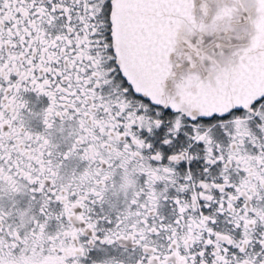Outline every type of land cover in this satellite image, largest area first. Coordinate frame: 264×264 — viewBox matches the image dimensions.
<instances>
[{
	"label": "snow or ice",
	"instance_id": "6c2138e0",
	"mask_svg": "<svg viewBox=\"0 0 264 264\" xmlns=\"http://www.w3.org/2000/svg\"><path fill=\"white\" fill-rule=\"evenodd\" d=\"M0 264H264V0H0Z\"/></svg>",
	"mask_w": 264,
	"mask_h": 264
}]
</instances>
